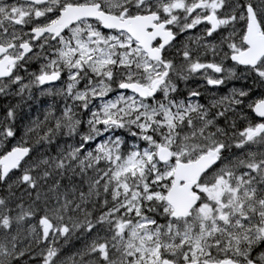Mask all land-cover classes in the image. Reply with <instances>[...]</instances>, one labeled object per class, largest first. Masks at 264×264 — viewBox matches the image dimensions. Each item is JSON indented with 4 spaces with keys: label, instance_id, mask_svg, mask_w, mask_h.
Segmentation results:
<instances>
[{
    "label": "snow or ice",
    "instance_id": "snow-or-ice-1",
    "mask_svg": "<svg viewBox=\"0 0 264 264\" xmlns=\"http://www.w3.org/2000/svg\"><path fill=\"white\" fill-rule=\"evenodd\" d=\"M0 100V264H264V0H0Z\"/></svg>",
    "mask_w": 264,
    "mask_h": 264
},
{
    "label": "rangeland",
    "instance_id": "rangeland-1",
    "mask_svg": "<svg viewBox=\"0 0 264 264\" xmlns=\"http://www.w3.org/2000/svg\"><path fill=\"white\" fill-rule=\"evenodd\" d=\"M239 84L236 86H239ZM192 87H195V84ZM214 90H215L214 88H209V91H214ZM47 103H48V99L46 97H39V98L33 97L31 100L27 101V104L29 105L31 109V113L33 115H35L38 111L42 113L44 106ZM29 107H26V110L24 111V113H28Z\"/></svg>",
    "mask_w": 264,
    "mask_h": 264
},
{
    "label": "flooded vegetation",
    "instance_id": "flooded-vegetation-1",
    "mask_svg": "<svg viewBox=\"0 0 264 264\" xmlns=\"http://www.w3.org/2000/svg\"><path fill=\"white\" fill-rule=\"evenodd\" d=\"M196 83H200V81L197 79L196 80ZM235 83H236V85H238L239 84V81H236Z\"/></svg>",
    "mask_w": 264,
    "mask_h": 264
},
{
    "label": "trees",
    "instance_id": "trees-1",
    "mask_svg": "<svg viewBox=\"0 0 264 264\" xmlns=\"http://www.w3.org/2000/svg\"><path fill=\"white\" fill-rule=\"evenodd\" d=\"M240 83V82H239ZM2 103H4V101L3 100H0V104H2ZM26 110V107L25 108H23V112Z\"/></svg>",
    "mask_w": 264,
    "mask_h": 264
}]
</instances>
